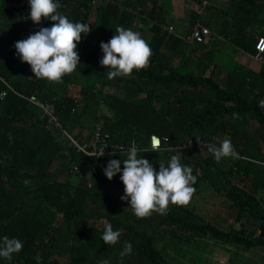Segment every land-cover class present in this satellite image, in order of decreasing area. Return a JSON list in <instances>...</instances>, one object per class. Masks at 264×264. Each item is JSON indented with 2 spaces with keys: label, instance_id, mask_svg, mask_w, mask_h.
Segmentation results:
<instances>
[{
  "label": "trees",
  "instance_id": "trees-1",
  "mask_svg": "<svg viewBox=\"0 0 264 264\" xmlns=\"http://www.w3.org/2000/svg\"><path fill=\"white\" fill-rule=\"evenodd\" d=\"M93 1L60 0L58 11L89 23L91 30L77 44L80 63L74 72L49 82L36 78L30 64L14 53L21 26L6 25L10 18L25 19L29 4L0 0V35L6 30L12 39L9 52L0 53V236L23 241L22 250L11 261L0 258V264H99L103 259L110 264H178L169 250L184 255L180 245L205 236L246 249L264 247V108L259 105L264 63L259 72L235 63L223 76L215 63L221 40L188 41L158 20L147 41L152 49L148 65L109 80L100 64V42L108 41L118 25L134 29L136 18L153 19L161 7L156 0H100L94 8ZM245 2L242 12L213 31L255 53L257 39L249 29L264 26L259 16L264 0ZM40 23L55 22L42 18ZM70 84L80 89L69 92ZM22 95L51 102L63 128L77 141H90L100 127L109 131L111 142L136 144L138 156L157 170L172 154L181 153V162L197 175L195 191L208 183L227 198L235 207L234 223L221 228L187 204L171 203L166 214L136 217L120 198V173L109 179L103 172L110 158L123 160L127 153H78ZM152 134L161 138V149H149ZM224 139L231 140L239 157L217 163L200 142ZM235 177L249 182L251 191L234 183ZM105 223L121 231L114 245L101 238ZM125 241L132 243L133 252L121 258Z\"/></svg>",
  "mask_w": 264,
  "mask_h": 264
},
{
  "label": "clouds",
  "instance_id": "clouds-1",
  "mask_svg": "<svg viewBox=\"0 0 264 264\" xmlns=\"http://www.w3.org/2000/svg\"><path fill=\"white\" fill-rule=\"evenodd\" d=\"M29 10L25 19L39 23L41 19L54 21L49 26H41L26 38L15 41L16 55L28 62L36 78L49 82H60L66 74H71L80 63L77 48L82 34H87L90 24L73 21L58 11L60 0H28ZM103 56L100 64L106 66L107 78L129 76L133 70H139L149 63L152 49L142 35L118 25L114 35L108 41H101ZM264 51V47L261 48ZM198 138V137H197ZM199 139V138H198ZM152 150L159 149L160 140L152 137ZM217 163L224 158H238L231 140L224 139L219 144L206 145ZM139 149L133 144L123 160L110 158L103 167L105 175L111 179L120 173L124 184L121 199L128 202L129 210L138 218L152 215L153 211L166 214L169 204H188L195 192L197 175L193 169L181 162V153L172 154L166 164L160 163L157 170L148 158L138 156ZM111 155V154H110ZM123 164V167H121ZM120 229H114L111 223H105L102 240L107 245H114L120 240ZM23 248V241L18 237L0 236V258L11 261L13 254ZM133 252V245L125 241L120 257ZM99 264H110L108 259ZM122 264V260H121Z\"/></svg>",
  "mask_w": 264,
  "mask_h": 264
},
{
  "label": "crops",
  "instance_id": "crops-1",
  "mask_svg": "<svg viewBox=\"0 0 264 264\" xmlns=\"http://www.w3.org/2000/svg\"><path fill=\"white\" fill-rule=\"evenodd\" d=\"M245 1L256 4L261 3V0H156V4L161 7V10L157 8L156 15L153 19H145V17L136 18L133 30L139 32L142 37L148 41L151 36H153L154 26H156L158 20H160L161 22H165L166 27H173V31L168 32L174 33L181 38H185L190 33L195 23H201L209 27L211 30L210 36L212 39L210 42H213L214 38L217 37L221 40V44L223 45L221 51H219L215 58V63L223 69L221 75L224 76L226 74L225 71L229 70L235 63L242 64L255 72H259L263 63L253 59V57H251V54L253 53L238 49L230 42L222 39L220 35H217L216 31H213L225 20L228 23L233 14L240 11L242 12L241 5H243V2ZM24 3H28V0H8L7 4H16L17 6H20ZM226 14L227 17H225ZM259 16L260 18H264V7L259 9ZM6 25H8L9 28L10 26H17V28L21 26L20 35L22 36V39L26 38L34 31H37L39 27L42 26L40 22L34 23L31 19L18 21L15 18H10L9 23ZM249 30L255 40L259 36H264L263 25H254ZM3 33L4 35H0V53H8L12 47V39L9 36L10 33L6 32V30L3 31ZM17 57L19 58V56ZM79 89V86L74 84L68 86V91L72 93H75V91H78ZM261 136L264 138V134H261Z\"/></svg>",
  "mask_w": 264,
  "mask_h": 264
},
{
  "label": "rangeland",
  "instance_id": "rangeland-1",
  "mask_svg": "<svg viewBox=\"0 0 264 264\" xmlns=\"http://www.w3.org/2000/svg\"><path fill=\"white\" fill-rule=\"evenodd\" d=\"M98 3V0H94V8ZM93 17L94 11L90 16L91 21ZM134 100L138 98L135 97ZM30 142L34 145L37 140L31 139ZM223 164L228 166L226 163ZM232 181L241 188H249L248 191L253 188L249 182L242 183L236 177ZM96 189L101 188L98 186ZM187 206L205 221L216 223L221 228H228L234 223L235 207L222 194L213 190L208 183L193 193ZM180 247L186 249L184 255L181 251L175 254L172 249L169 250L178 260V264H264V247L246 249L242 246L215 241L208 236L195 237L191 243L180 245Z\"/></svg>",
  "mask_w": 264,
  "mask_h": 264
},
{
  "label": "built area",
  "instance_id": "built-area-1",
  "mask_svg": "<svg viewBox=\"0 0 264 264\" xmlns=\"http://www.w3.org/2000/svg\"><path fill=\"white\" fill-rule=\"evenodd\" d=\"M100 2V0H98ZM94 5V1H93ZM168 31H173L172 26L166 27ZM211 34L209 27L201 24L195 23L190 31V33L185 37L188 41L194 42H207ZM264 47V36H259L255 45V53L251 54V57L260 63H264V51L261 48ZM4 95V92L1 93V96ZM28 101L37 106L41 112V117L46 120L48 125L51 126L55 131L63 133L70 141L72 146L78 153L84 154L86 156H105L114 153H128L129 148L133 144L129 143H117L110 141V133L107 130H104L100 127L96 128L93 132V136L90 141L80 142L77 141L71 134L66 131L60 123V120L55 112V107L51 102L43 101L37 96H25ZM259 105L261 108H264V98L260 100ZM156 136L160 140L159 149H161V138L155 134H152L150 137V147L152 150V137ZM209 143H214L211 141L200 142L202 147L206 149V145ZM135 146L140 150V148L135 144ZM193 146V144L191 145ZM158 149V150H159ZM264 165V161L260 162Z\"/></svg>",
  "mask_w": 264,
  "mask_h": 264
}]
</instances>
